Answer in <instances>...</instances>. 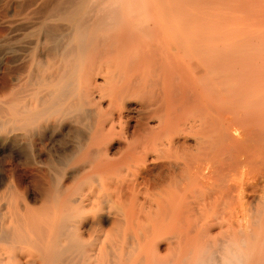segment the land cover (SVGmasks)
<instances>
[{
    "label": "bare ground",
    "instance_id": "obj_1",
    "mask_svg": "<svg viewBox=\"0 0 264 264\" xmlns=\"http://www.w3.org/2000/svg\"><path fill=\"white\" fill-rule=\"evenodd\" d=\"M174 1L0 0V264H264V0Z\"/></svg>",
    "mask_w": 264,
    "mask_h": 264
},
{
    "label": "rangeland",
    "instance_id": "obj_2",
    "mask_svg": "<svg viewBox=\"0 0 264 264\" xmlns=\"http://www.w3.org/2000/svg\"><path fill=\"white\" fill-rule=\"evenodd\" d=\"M174 1V0H173ZM181 1H182V4H181ZM186 0H180V1H178V0H175L174 2H178V4H179V2H180V4H181V6H179V8L181 7V8H183V9H181L180 8V15L182 16L183 15V17H190V16H193V14H194V18L196 17V19H200V20H202L201 22H203V21H205V22H208L209 23V26L211 25V27H213V28H209V29H211L210 31H209V29H207V31L210 33V36H213V35H215V37H217L218 36V38H220L221 36H225L223 33H224V31H225V33H227V30H225L226 28L225 27H227V25H228V27L229 26H232L233 24L234 25H236L237 24V18L236 17H238L237 16V14H238V10L235 8V10H232V9H234V8H232L233 6H235L234 4V2H237L236 0L234 1V0H195V1H193V0H188V1H190L189 2V4H190V6H189V4L187 5V2L188 1H186ZM200 1V2H199ZM213 1V2H212ZM225 1V2H224ZM226 1H228V2H226ZM233 1V2H232ZM184 2H185V5H184ZM220 2H222V3H220ZM233 3V4H232ZM179 4V5H180ZM194 4H195V6H194ZM227 4V5H226ZM226 5V6H225ZM233 5V6H232ZM216 6V7H215ZM230 6H231V8H230ZM236 6H237V4H236ZM186 7V8H185ZM199 8V9H198ZM217 8V9H216ZM223 8H226V9H223ZM230 8V9H229ZM185 9V10H184ZM189 10V11H188ZM230 10V11H229ZM237 10V11H236ZM260 10H264V7L263 8H260ZM186 11V12H185ZM231 11H233V14L234 15H236V17L232 14V13H230ZM237 12V14H235L236 12ZM184 12H185V14H184ZM188 13V14H187ZM190 13H192V15L190 14ZM196 13H197V15H196ZM224 13V14H223ZM227 13H229V14H227ZM208 14V15H207ZM212 14V15H211ZM216 14V15H215ZM232 14V15H231ZM186 15H188V16H186ZM200 17H199V16ZM227 15H231L230 17H228L229 18V20H227L228 18H227ZM202 16H203V18H202ZM193 17H190V19H194ZM221 18H222V20H221ZM226 18V19H225ZM234 18V19H233ZM207 19H209V20H207ZM213 20V21H212ZM224 20H226V21H229V22H227V23H225V21ZM218 21V22H217ZM234 21V22H233ZM225 23V24H227L226 26H225V24H223V23ZM203 25H204V23H202ZM217 24V25H216ZM205 25L206 26H208V24L207 23H205ZM225 26V27H224ZM207 28V27H206ZM221 28V29H220ZM218 29V30H217ZM208 33V34H209ZM214 33V34H213ZM212 34V35H211ZM222 38V37H221ZM2 163V164H1ZM0 168H3V170H1L0 169V175H1V177H3V179L2 178H0V192H3L4 194H5V197H9V195H10V191H11V179H10V176H9V174H8V171H7V169L5 168V163H3V162H0ZM2 165H3V167H2ZM5 168V169H4ZM43 169H47L46 168V166H44V168ZM5 172H6V174H5ZM3 174H5V175H3ZM7 176V177H6ZM5 178V179H4ZM8 178V179H7ZM7 180H9V181H7ZM6 181V183H4V182ZM7 182H8V184H7ZM4 183V184H3ZM2 184V185H1ZM3 186V187H2ZM20 203H21V201H20ZM6 211V210H5Z\"/></svg>",
    "mask_w": 264,
    "mask_h": 264
}]
</instances>
